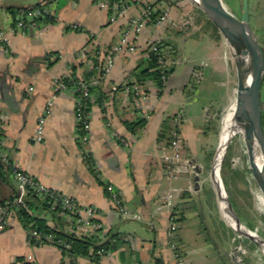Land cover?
<instances>
[{
  "label": "crops",
  "instance_id": "0c3cea01",
  "mask_svg": "<svg viewBox=\"0 0 264 264\" xmlns=\"http://www.w3.org/2000/svg\"><path fill=\"white\" fill-rule=\"evenodd\" d=\"M102 1L0 0V159L100 211L99 220L107 233L116 235L111 248L99 262L79 256L77 264H177L173 243L184 264H235L231 253L238 234L223 218L216 192L209 185L210 159L219 141V114L227 108L231 113L237 99V69L225 39L200 29L199 8L190 0H124L128 10L114 22L111 12L100 6ZM45 4L53 9L54 21L13 32L11 11ZM147 5L169 10L170 19L163 26L148 23L135 40V51L117 55L113 71L92 96L86 149L94 160V173L78 141L75 93L57 91L55 82L71 75L73 65L80 79L98 75L129 18L141 14ZM187 15L191 20L185 25ZM154 40L170 50L174 72L162 92L153 79L138 84L146 95L144 109L151 115L142 128L132 132L127 124L140 120L141 109L123 85L136 82L135 72L147 68L149 43ZM95 50L100 52L99 65ZM101 93L105 108L96 101ZM46 107H51L52 114L44 140L36 143L32 138ZM174 117L181 120L184 139L180 160L198 165L199 182L192 172L175 177L166 173L176 153L168 147L169 134L162 141L160 135L166 121L172 129ZM108 185L121 192L135 218L121 219L114 213ZM172 190L179 219L174 237L169 235L170 207L165 203ZM18 191L17 181L7 174L0 198L8 201ZM46 216L54 226L51 214ZM241 243L247 250L244 264H264L256 245L245 237ZM28 255L37 264H70L58 246L32 244L23 222L11 218L0 230V264H29Z\"/></svg>",
  "mask_w": 264,
  "mask_h": 264
},
{
  "label": "built area",
  "instance_id": "2783aa9c",
  "mask_svg": "<svg viewBox=\"0 0 264 264\" xmlns=\"http://www.w3.org/2000/svg\"><path fill=\"white\" fill-rule=\"evenodd\" d=\"M100 6L111 12L112 22H114L117 17L125 15L128 10L127 2L123 0L115 2L105 0L100 3ZM47 17L55 18V13L53 12V9L46 4L42 5L41 7L21 9L18 11L15 17L13 32L26 30L29 26L38 25L40 19ZM169 19V10L164 9L162 11H159L153 5H147L141 14L129 18L122 31L119 42L112 48L111 54L107 57L103 65L100 67V71L97 77L92 80V85H99L102 80L106 79L111 74L116 65L117 55L135 51V40L142 33L148 23L153 22L157 26H163ZM76 28L77 25H74V29ZM149 50H153L158 53V69L162 74V81L164 86L163 89H165L169 79L165 71L170 66V50L167 47H162L161 42L158 40H154L149 43ZM197 77L200 78L201 74L197 73ZM55 87L57 91L68 90L64 83L60 80H57L55 82ZM123 87L126 93L131 96L134 95V101L141 109L140 119L148 120L151 114L144 109L143 105L144 101L146 100V95L142 92L138 83H124ZM81 88L84 91V95L87 96L86 85H82ZM51 114V107H46L43 113L39 116L36 130L32 138L34 142L41 143L44 140L46 122ZM172 121L173 127L170 132L168 147L170 149H173L176 154L167 163V166L165 168L166 173L169 177H175L177 174L185 172H192L197 175V169L199 167L196 163L191 160H180L178 151H180L184 142L183 135L180 130L181 120L179 117H174ZM76 129L78 141L82 144L81 153L83 155V158L85 159V162L87 159H90V162L95 168L94 160L86 149V145L90 140L91 132L89 130L88 114L85 112L84 105L82 104L80 99H77L76 103ZM122 142L127 145V142L125 140H122ZM1 144L2 137L0 135V145ZM162 149L164 150L165 147L162 146ZM2 160L6 164L9 163V161L5 158H2ZM13 172L14 178L18 183L19 191L13 199L0 204V230L7 227L8 221L11 218H19L18 212L20 209L28 208L26 199L31 192L36 193L37 196L42 200L48 199L53 209L59 208L58 214L68 222V224L65 226L64 231L75 233L78 236H85L93 233L94 231L100 230L103 234L102 238L106 239L107 228L104 223L99 220L100 211L96 207L83 206L76 198L70 197L60 191L44 186L38 180L16 167H14ZM107 190L109 191V196L113 205L114 213L121 219L135 218V215L131 213L126 207L121 192L117 190L113 185H108ZM174 197V190L170 191L165 196V203L168 207H170V237L175 236L179 227L178 214L176 213V211H174L173 207ZM27 234L28 239L32 244H35L32 242V240H34L40 245L53 244L60 248V242L59 245L54 244L53 235H43L42 233H39L32 229H27ZM241 240L242 236L238 235L236 238L237 243L231 253L235 264H244V258L247 254V250L241 243ZM64 248L68 249L69 245H64ZM172 248L175 252V256L178 259L177 264H184L178 245L176 243H173ZM60 249L62 250V248ZM67 256L70 259V264H77L73 256H71L70 254H67ZM26 261L29 262V264H37L33 255H28L26 257Z\"/></svg>",
  "mask_w": 264,
  "mask_h": 264
},
{
  "label": "water",
  "instance_id": "95a60500",
  "mask_svg": "<svg viewBox=\"0 0 264 264\" xmlns=\"http://www.w3.org/2000/svg\"><path fill=\"white\" fill-rule=\"evenodd\" d=\"M190 1L218 28L230 49L237 69L236 105L226 138H223L224 128L219 136L211 164V182L225 221L238 235L256 245L264 255V237L242 221L233 206L223 177L228 149L234 138L241 133L244 137L249 168L264 194V128L261 102L264 51L258 35L250 26L249 0L240 1L239 17L223 8L218 0ZM261 158L263 161L260 164ZM197 172L196 181L199 182L201 170L198 168Z\"/></svg>",
  "mask_w": 264,
  "mask_h": 264
},
{
  "label": "trees",
  "instance_id": "16d2710c",
  "mask_svg": "<svg viewBox=\"0 0 264 264\" xmlns=\"http://www.w3.org/2000/svg\"><path fill=\"white\" fill-rule=\"evenodd\" d=\"M111 2L115 1H121V0H110ZM124 1V0H123ZM126 2V1H125ZM42 5L36 6V7H41ZM21 10V9H20ZM19 11V10H18ZM17 12L11 11L15 17L17 15ZM200 11V10H199ZM201 14H203L202 11H200ZM55 18L53 17H47L39 20V24L42 23H49L54 21ZM209 22H211L209 20ZM217 27H215L216 29ZM217 31V36H221L219 34L218 30ZM162 47H164L161 44ZM96 52V57H95V63L96 65H99L98 57L100 56L99 50H95ZM149 64L147 68H139L138 71H136L135 76H136V83L138 84H143L146 80L148 79H153L158 88L159 91H163V81H162V74L160 73L158 67H159V56L158 53L149 50ZM55 59L54 61L50 62V65H52L55 61L58 60ZM71 75L64 77L60 79L66 86L68 90H73L75 93V96L77 99H80L82 104L84 105L85 112L87 114L90 113L93 101H92V96L97 93L99 90V85H92V80L97 77L92 75L89 76L85 79H80L76 76V66H71ZM174 72V69L172 66H169L168 69L165 71L167 77H170V75ZM82 85H86L87 87V96L84 95V91L81 88ZM263 93H264V79L262 82V95H261V102H262V122H263V128H264V102H263ZM100 96L97 97L96 101L103 107L105 108V96L104 94H99ZM134 98V95L131 96ZM146 123V120L140 119L137 123H132V124H127L128 128L134 132L136 129L142 128ZM171 128L169 127L167 121L164 123L163 127V132L160 135V140L166 138L167 135L170 136ZM169 140V139H167ZM80 143V142H79ZM81 144V143H80ZM82 146V144H81ZM86 163L90 166V170L92 172H96V169L93 167L92 163L90 162V159L86 160ZM224 167V166H223ZM14 166L9 162L7 165L0 159V186L2 183L6 181L7 174L9 176L14 177V172H13ZM236 170V169H235ZM233 169V171H235ZM224 177V176H223ZM225 181V179H224ZM226 185V182H225ZM227 188V185H226ZM106 191L109 195V191L107 190L106 186ZM228 191V188H227ZM228 194L230 196V193L228 191ZM14 198V197H13ZM12 198V199H13ZM230 199L233 203V206L235 207V204L230 196ZM11 200V199H10ZM5 200H2L0 198V204L4 203ZM26 203L28 205V208L26 209H20L18 212L19 219L23 222L24 226L27 229H32L35 230L39 233H42L43 235H53L54 237V244H58L60 242V248H62V252L64 255L70 254L74 258H77L79 256H84V257H89L95 262H99L101 257L111 248V242L112 239L115 238L116 235L111 234V232H108L106 234V239H103L102 236V231L97 230L94 231L93 233L85 236H78L75 233H70L66 232L65 226L68 224V222L61 217L58 214V209H53L51 204L49 203L48 199L42 200L40 199L36 193H31L28 195L26 199ZM236 209V207H235ZM237 211V209H236ZM238 212V211H237ZM46 214H51V218L53 219L55 223L54 226H50L48 224V218ZM239 214V213H238ZM240 216V214H239ZM242 221L244 222L243 218L240 216ZM245 223V222H244ZM246 224V223H245ZM248 225V224H246ZM250 227V226H249ZM252 228V227H250ZM253 229V228H252ZM33 243L36 245H40L38 242L32 240ZM62 243V244H61ZM69 245L68 249L64 248V245Z\"/></svg>",
  "mask_w": 264,
  "mask_h": 264
},
{
  "label": "rangeland",
  "instance_id": "374dc122",
  "mask_svg": "<svg viewBox=\"0 0 264 264\" xmlns=\"http://www.w3.org/2000/svg\"><path fill=\"white\" fill-rule=\"evenodd\" d=\"M240 1L218 0L223 8L237 17L240 16ZM200 11L198 16H196L200 29L202 31L211 30L212 33H217L216 29L218 30V28L215 29L216 26L212 22H209L206 15L204 13L201 14ZM249 16L250 26L258 35L264 51V0H250ZM203 18H205V22H203ZM190 20V17L187 15V18L184 20L185 25H188ZM229 111V108L220 111L218 137L223 128V121L228 122L233 115L234 110L231 113ZM171 125L173 127V123ZM215 151L213 150V155ZM213 155L210 159L209 169H211ZM233 169L236 170L233 171ZM223 176L235 207L244 222L264 237V194L249 168L244 137L241 133L234 138L228 149L223 167ZM209 185L213 186L212 182Z\"/></svg>",
  "mask_w": 264,
  "mask_h": 264
},
{
  "label": "bare ground",
  "instance_id": "6f19581e",
  "mask_svg": "<svg viewBox=\"0 0 264 264\" xmlns=\"http://www.w3.org/2000/svg\"><path fill=\"white\" fill-rule=\"evenodd\" d=\"M232 118H233V115H232L231 119H230L228 122H226V123L224 124V126H223V128H224L223 138H226V136H227V134H228V131H229L228 129H229V126H230V121L232 120ZM262 161H263V159L261 158V159L259 160V163L261 164Z\"/></svg>",
  "mask_w": 264,
  "mask_h": 264
}]
</instances>
